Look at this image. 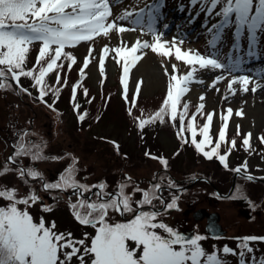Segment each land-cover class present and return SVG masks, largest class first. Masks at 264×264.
<instances>
[{
    "label": "snow or ice",
    "instance_id": "obj_1",
    "mask_svg": "<svg viewBox=\"0 0 264 264\" xmlns=\"http://www.w3.org/2000/svg\"><path fill=\"white\" fill-rule=\"evenodd\" d=\"M120 3L122 0H0V90L15 86L31 96V92L19 84L22 77L30 78L33 81L32 87L38 91L35 99L55 111L54 104L60 90L68 85L67 76L63 77L62 83L64 61L68 62V71L77 63L72 53L65 49L77 47L81 43L89 44L88 54L79 70L83 78L85 69L91 63L90 58L95 59L92 42L98 37L110 38L115 33L119 44L114 48L104 45L99 55L98 68L103 77L105 61L110 53H114L112 59L122 67L120 82L126 101L131 70L147 55L145 50L162 58L161 67L164 75L169 78L166 97L160 108L147 118L135 117L137 127L143 130L146 125L157 122H171L176 127L178 120L176 136L182 145L191 144L205 159L216 158L228 169V157L237 147L235 138H227L233 109L229 107L220 114L221 126L213 144L210 130L216 113L204 112L205 95L199 96L200 103L191 116L190 102L182 103V100L190 92L193 83H205L198 75L201 72L219 73L208 85L216 92H220L217 85L227 80L223 97L225 100L235 96L238 91L256 93L258 89H264V83H260L264 79V71L252 75L235 74L241 71L246 59L251 60L264 54L261 48V40L264 38V0H190L192 6L199 5L197 15L203 13L209 20L218 18L211 27L205 25L210 36L207 54L195 49H182L184 38L181 35L174 36L171 41L165 39L169 25H163L164 31L157 27L162 18L164 0H152L138 10L125 8L114 16L113 8ZM229 29L232 31L233 43L222 60L224 54L221 46L225 32ZM137 31L140 36H150L151 40L137 37L129 47L123 34ZM36 43L40 45L36 62L28 69L26 62L31 47ZM172 59L177 63H171L169 69L168 62ZM181 68L186 71L181 72ZM51 73L56 75V86L46 82V77ZM142 83L141 80L135 84L133 106ZM71 87L74 102L79 84ZM49 93L55 98L53 104H48L45 99ZM84 95H88L87 89H84ZM73 108L78 120L83 121L87 114H81L80 105L75 102ZM128 112L132 115L131 108ZM243 115L242 108L235 111V116ZM198 116L204 119L202 125L197 123ZM236 128L239 136L240 126ZM31 135L33 133L28 131L18 134L17 143L13 145L14 151L5 161L0 176L14 172L26 187L30 181H39L41 190L45 192L71 191L76 200L70 197L68 207L74 220L81 226L94 229V234L85 232L83 238L76 239L71 232L57 231L55 221L47 222L43 216L38 221L34 219L29 212L33 206L39 204L45 213L52 210L42 203L35 187H28L24 195H19L16 187L0 186V200L7 202L0 205V264H228V256L237 257V264H264V256L258 258L252 246L253 242H264V236L235 237L236 248L224 245L218 249L213 246V251L209 253L202 244L208 236L198 232L188 236L167 223L166 218L171 212L179 210L180 193L184 191L170 178L154 174L155 182L144 189L125 174L117 184L116 191L108 192L106 182L89 185L76 179L79 161L70 156L71 162L55 182L45 180L43 174L35 168L21 164L20 158L46 161L61 160L63 157L45 155L46 144L43 140H27ZM198 135L202 137L199 140ZM251 140L252 133L249 132L241 142L244 151L249 154L254 151ZM259 140L264 144V136L259 137ZM111 143L119 155V145L114 141ZM222 146L225 148L223 154ZM144 155L158 161L165 171L168 169L169 161L165 157L148 151ZM247 168L245 161L231 171L240 174L242 171L247 172ZM245 178L253 180L252 175ZM129 188L131 192L127 191ZM165 190L169 192L167 199L163 194ZM135 194H139L140 198L134 199ZM252 207L255 208V205ZM115 216L121 219L116 220Z\"/></svg>",
    "mask_w": 264,
    "mask_h": 264
},
{
    "label": "rangeland",
    "instance_id": "obj_2",
    "mask_svg": "<svg viewBox=\"0 0 264 264\" xmlns=\"http://www.w3.org/2000/svg\"><path fill=\"white\" fill-rule=\"evenodd\" d=\"M151 2L152 0H139L138 3L135 0H122V3L113 8V14L114 16L118 15L125 8L138 10ZM166 5L162 9V18L157 24L161 31H164V24L169 25L165 39L171 41L174 36L181 35L184 38V43L181 45L182 49H195L202 54H207L206 46H208L210 36L205 25L211 27V24L216 23V17L209 20L203 13L197 15L199 5L192 6L190 0H171ZM125 26L131 27L132 25L125 24ZM137 37L142 40H151L150 36H140L139 31L123 34V38L128 42L129 47ZM262 42L264 44V38H262ZM232 43V31L229 29L225 32L224 43L221 46V51L224 54L221 56L222 60L229 53ZM105 44L111 48L116 47L119 44L116 34H111L110 38L98 37L92 42L95 49L93 53L95 59L90 58L91 63L85 69L83 78L80 77L79 70L88 54L89 44L81 43L77 47L66 48L67 52H71L77 57V63L71 71L67 69L68 62L64 63L65 67L61 71L62 83L64 76H67L68 80L72 77L74 78L72 85L81 82L78 87L81 91L84 92V89H87L88 93H94L97 99L99 96L102 100H107L106 97L111 95L113 101H117L119 104V100H121L128 108L133 105L135 84L142 80L140 93L135 98V105L138 108L134 107L135 112L136 110L143 113L156 112L166 97L169 80L161 67L162 58L150 50H145L147 51V55L144 57L146 58L145 62L142 65L139 63L137 67L131 70L128 82V100L126 101L123 85L120 82L122 67L112 59L114 53H110L105 61V75L103 77L100 75L98 59ZM244 44L246 47V40ZM39 47V43L34 44L30 53L37 57ZM261 47L264 49V45ZM262 59L260 56L251 60L246 59L241 71L235 74L252 75L264 71V60ZM148 60L157 67L158 73L156 72L154 75L155 73L150 72L151 75L148 74L146 77L141 69ZM171 63L177 62L174 59L170 60L168 62L169 69ZM183 71L186 69L181 68V72ZM217 74L219 73H198L205 83H193L190 86V92L183 98L182 103L190 102L189 116H191L200 103L199 96L205 95L204 112L216 113L210 130L213 144L218 137L221 126L220 114L229 107L233 109V117L229 120L227 138L229 140L235 138L237 147L228 157V169H225L216 158L205 159L195 151L191 144L182 145L176 136L179 127L177 123L176 127L169 125L167 128H163L157 122L146 125L143 130H140L136 123L127 125L125 121L120 128L111 125V123L101 124L98 121L94 122L87 119L80 121L73 110L69 111L56 102L54 104L55 111L46 107L35 99L38 96V91L29 86L28 88L32 90L31 96L15 89V87L0 90V171L4 167L11 146L17 143L13 139L14 133L28 131L33 135L27 137V140L33 142L43 140L46 144L45 155L63 157L61 160L48 159L46 161H31L29 158H20L21 164L35 168L49 182H55L58 179L62 170L71 162L70 156L76 157L79 161V172L76 176L78 179L81 177L83 182L89 185L106 182L108 191H112V189L115 191L117 184L122 181L125 174L131 176L135 184L144 189L148 188L154 174L164 176L179 186L189 185L180 193L179 210L172 211L166 218V222L171 226L179 231H193V233L198 232L208 236L204 231L205 221L194 219L192 212L198 208H204L209 212L216 211L219 214V223L225 232L224 235L219 236V239L208 236L209 238L202 242L207 252L211 253L213 246L218 249H222L224 245L236 248L237 240L234 239L235 237L264 236V200L260 199V197L264 198V186L238 178L237 186L256 203L262 202L258 206L255 204V208L250 210L252 218L249 220L241 214L239 203L232 199L218 197L210 185L213 183L221 192L226 191L234 172L231 169H235L245 161L248 165L247 172L264 175V144H261L259 140V137L264 136V95L262 92L264 89H258L256 93L238 91L235 96H229V99L225 100L223 97L226 94L227 80L217 85L220 92L208 87ZM260 83H264V79L260 80ZM249 87L251 88L252 85L250 84ZM236 88L239 89V85ZM102 93L106 97H101L100 94ZM45 99L48 104H53L52 99L47 97ZM241 108L244 115L242 117L235 116V111ZM115 111L120 113L121 110L116 107ZM197 123L202 125L204 119L198 116ZM237 125L240 126L239 136L236 134ZM249 132L252 133L251 143L254 149L251 154L244 151L241 144L245 134ZM185 135L190 136L188 133ZM201 138L199 135L197 136L198 140ZM112 141L119 145V155L111 143ZM206 150L208 149L206 148ZM146 151L168 159V169L165 171L158 161L145 157ZM224 151L225 148L222 146L221 153L223 154ZM177 152L179 155H176ZM0 186L16 187L19 195H24L28 187H35L42 203L50 206L52 210L47 213L42 212L40 205L37 204L29 209L34 219L38 221L39 217L43 216L47 222L55 221L57 231L71 232L76 239L83 238L85 232L94 234V229L81 226L74 220L68 207L70 197H66L62 192L47 194L48 192L41 190L39 181L29 182L26 187L14 172L0 176ZM127 191L131 192V188ZM163 194L165 199L169 197L168 191ZM139 198L140 195L135 194L134 199ZM71 199L76 200L75 197H71ZM6 203V201L0 200V205ZM20 207L23 208V205ZM115 219L119 220L120 218L115 216ZM252 246L256 249L255 255L258 258L264 256V242H253ZM227 260L228 264H237V257L228 256Z\"/></svg>",
    "mask_w": 264,
    "mask_h": 264
},
{
    "label": "trees",
    "instance_id": "obj_3",
    "mask_svg": "<svg viewBox=\"0 0 264 264\" xmlns=\"http://www.w3.org/2000/svg\"><path fill=\"white\" fill-rule=\"evenodd\" d=\"M72 55L77 60V57L74 54H72ZM35 62H36L35 54L30 53L28 56L27 62H26V68L31 69L32 66L35 64ZM65 62H67V61H64V63ZM73 80H74V78L71 77L68 80V85L61 88L59 98L56 99L55 102L61 106H64L69 111H72V110L74 111V108H73L74 102L79 104L80 105L79 112L81 114L86 113L87 115H86L85 119H87V120H92L94 122L98 121L101 124L102 123H111V125H114V126H117V128H120V126H122V124H124L123 121L127 122L126 123L127 125H131L132 123L137 124V121L134 119L135 117L142 118L144 116V118H147L151 115H154V113H155V112L143 113V112L137 111V110L135 112L134 107L137 108L136 105H134V106L131 105L130 107L127 108V106H125L121 100H119V104H118L117 101L112 100L113 96L111 97V95H110V97L107 98L106 96H104L103 93L100 94L101 97H106L107 100H102L99 98V96L97 99L96 94L91 93V92H89L88 95L85 96L84 92L81 91L79 88L77 90V95H76L75 101L73 102V100H72V87H71ZM55 81H56L55 73H51V74H49L48 77H46V82L50 86H56ZM19 84L21 86H23L25 89H28L29 92L32 93V90L30 88H28L29 86L32 87V84H33V81L30 78L22 77L19 81ZM27 84H29V85L27 86ZM78 84L81 85V82H79ZM33 89H36V88L33 87ZM46 97L52 99L53 101L55 99L51 93H49ZM89 101H91V103H89ZM116 107L120 108V110H121L120 113L115 111ZM129 108L132 109V115H129V112H128ZM74 113L77 114L76 111H74ZM140 114H145V115H140ZM165 119L167 120L168 118L165 117ZM176 123L179 125L178 120ZM169 125H172V123L171 122H166L164 124L160 123V126L163 128H167ZM76 179H78V178L76 177Z\"/></svg>",
    "mask_w": 264,
    "mask_h": 264
},
{
    "label": "flooded vegetation",
    "instance_id": "obj_4",
    "mask_svg": "<svg viewBox=\"0 0 264 264\" xmlns=\"http://www.w3.org/2000/svg\"><path fill=\"white\" fill-rule=\"evenodd\" d=\"M21 133V131H19V132H15L14 133V138H15V140H17V136H18V134H20ZM66 168V167H65ZM65 168L62 170V172L65 170ZM61 172V173H62ZM233 174H235V172H233L232 173V177H233ZM249 175H252L253 176V180H251V181H249V180H247L245 177L247 176H245V175H240V174H237L236 176H235V179H234V183H233V178H231V183H230V185H229V187L227 188V190L226 191H224V192H221L220 190V192L223 194V196H218V197H220V198H224V199H232L231 197H236L235 199H232V200H234V201H236L237 203H239L240 205H241V209H240V212H241V214L247 219H251L252 218V213L250 212V210L253 208L252 207V205H259L260 203H262L261 201L260 202H255L252 198H250L249 197V195L245 192V191H242L241 190V188L240 187H238L237 186V183H238V178H240V179H242V180H244V181H246V182H251V183H254V184H258V185H262V186H264V175H262V174H255V173H248ZM254 176H259V177H261V178H259V179H257V177H254ZM45 178V177H44ZM46 180V179H45ZM79 180L81 181V182H83V180L81 179V177H79ZM118 181V180H117ZM30 182H32V181H30ZM155 181H153V180H151L150 181V184L151 183H154ZM84 183V182H83ZM209 183V182H208ZM210 185L215 189V188H217V189H219L217 186H215L213 183H210ZM149 187V186H148ZM114 189H112V191H108V192H115V191H113ZM185 190V189H184ZM93 191H96L95 189H93ZM55 192H58V191H53V192H51V194H53V193H55ZM63 194H64V192H62ZM47 194H50L49 192L47 193ZM56 194V193H55ZM65 195V194H64ZM86 195H91V194H86ZM66 196V195H65ZM47 197V196H46ZM66 197H75L76 198V196L75 195H73V193L71 192V191H69V193H68V196H66ZM260 199H263L264 200V198H261L260 197ZM251 202V203H250ZM255 205V206H256ZM199 209V208H198ZM195 211H193L192 212V216H193V213H194ZM209 211H207V210H205L204 212H203V215H205V216H203V217H201L200 219H201V221L202 220H204V221H206V213H208ZM210 212H212V211H210ZM120 218V217H119ZM194 218V217H193ZM121 219V218H120ZM195 219V218H194ZM183 232H185V233H187V232H191L192 234H193V231H183ZM224 235V234H223ZM222 236V235H221Z\"/></svg>",
    "mask_w": 264,
    "mask_h": 264
},
{
    "label": "water",
    "instance_id": "obj_5",
    "mask_svg": "<svg viewBox=\"0 0 264 264\" xmlns=\"http://www.w3.org/2000/svg\"><path fill=\"white\" fill-rule=\"evenodd\" d=\"M235 176H236V174H234V176H233V183H234ZM257 179H259V178H257ZM204 211H205L204 209L200 208L193 213V216L195 218H201L203 216ZM218 220H219V214L217 212L206 213L205 231L211 237H218L219 235H221L224 232V230L222 229ZM185 235L191 236L192 234L190 232H188Z\"/></svg>",
    "mask_w": 264,
    "mask_h": 264
},
{
    "label": "bare ground",
    "instance_id": "obj_6",
    "mask_svg": "<svg viewBox=\"0 0 264 264\" xmlns=\"http://www.w3.org/2000/svg\"><path fill=\"white\" fill-rule=\"evenodd\" d=\"M184 49H186V48H184ZM145 59L146 58H143L142 62L140 61L139 63L142 65L145 62ZM141 70H143V73L145 74L146 77L148 76V74L151 75V73H155L154 75H156V72L158 73L157 67H155L153 64H151L149 60L146 61V63L144 64V67ZM262 92L264 95V90Z\"/></svg>",
    "mask_w": 264,
    "mask_h": 264
}]
</instances>
